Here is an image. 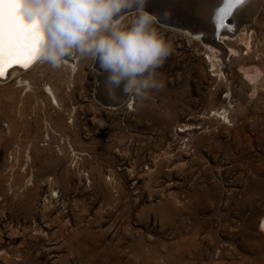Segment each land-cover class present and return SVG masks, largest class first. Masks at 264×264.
Segmentation results:
<instances>
[{"label":"rangeland","instance_id":"374dc122","mask_svg":"<svg viewBox=\"0 0 264 264\" xmlns=\"http://www.w3.org/2000/svg\"><path fill=\"white\" fill-rule=\"evenodd\" d=\"M253 24L211 60L157 22L147 98L103 103L78 55L0 81V264H264V0Z\"/></svg>","mask_w":264,"mask_h":264},{"label":"clouds","instance_id":"9594fccd","mask_svg":"<svg viewBox=\"0 0 264 264\" xmlns=\"http://www.w3.org/2000/svg\"><path fill=\"white\" fill-rule=\"evenodd\" d=\"M146 0H19L18 12L34 28V62L59 68L73 55L98 61L111 89L147 98L164 85L156 69L171 47L156 28L161 19L145 10ZM136 14L130 23L126 12ZM169 13L163 14V19Z\"/></svg>","mask_w":264,"mask_h":264},{"label":"bare ground","instance_id":"6f19581e","mask_svg":"<svg viewBox=\"0 0 264 264\" xmlns=\"http://www.w3.org/2000/svg\"><path fill=\"white\" fill-rule=\"evenodd\" d=\"M216 1L217 0H200L199 10L201 12H200V14L199 13H197V14L201 15V17L205 16V18L207 19L206 23H205V20H203L204 21V23H203V21L194 22V21H190L187 19L185 21H181V23H179V24L178 23L168 24L169 27H171V28L179 29L181 31H184L186 33L191 34L194 37L200 38L202 41H204L205 44H207L208 48H210V50H211L210 51V54H212L211 60H213L215 57L220 60L221 58H224L225 56H227L228 52L230 54V53H234L236 51V50H234L236 48L233 49L231 47L230 48L226 47V45H225L226 39H230V40L231 39H233V40L237 39L238 41H240L245 46L246 49H248V47H250L249 46V37H250L249 34L251 31V27L252 28L255 27V24H253V19L257 13L259 4L261 2V0H248L241 7L237 8L233 13L234 14L233 18H234V23H235L234 32H232V33L222 32L220 37L216 38V36H214V34H212V30H211L212 28L210 29L211 22L209 21V18H212V12H213V9L216 5ZM164 4L166 5L165 7H167V8H169V6L172 5V4H169V2L167 0H146V4L144 7H145L146 11L157 15V17L161 19L160 23L167 24V19L166 20L163 19L164 12L162 11V9H163L162 5H164ZM5 7H7V6H5ZM171 8H172V6H171ZM160 11H162V12L160 13ZM164 11H168V10H164ZM168 12H169V15H171V17H173L172 15L174 14V12L171 10ZM243 22H244V24H243ZM242 24L244 25L243 29H245V31H240L241 30L240 26ZM255 29H252V30H255ZM212 49H215V51H217V53H215ZM70 59H71V57L70 58L68 57L64 61L69 62L71 64H74L73 60L71 61ZM36 63L37 62L32 63L30 65L31 67L30 66L29 67L30 68H32V66L34 67V65ZM221 63H223V62H221ZM95 66L100 73L99 74V80H98V83L96 86V91H95L96 96L103 103L110 104V105L114 104L118 99L124 98L125 93L123 91V84H121L119 87L110 89L106 85V77L108 75L107 72H105L101 69L98 61L95 62ZM224 68H226V66H225V64L224 65L222 64L220 66L221 71H222V69L224 71ZM26 69L27 68L13 67L12 69H10L8 71L6 78H9V77H11V76H13L19 72L21 73V71H24ZM3 80H5V79L0 78L1 82H3ZM113 89H114V101H112L110 99V96H109L110 94H112ZM50 92H51V89H50ZM53 102H54V100H53ZM261 226L264 228V218L262 219Z\"/></svg>","mask_w":264,"mask_h":264},{"label":"snow or ice","instance_id":"6c2138e0","mask_svg":"<svg viewBox=\"0 0 264 264\" xmlns=\"http://www.w3.org/2000/svg\"><path fill=\"white\" fill-rule=\"evenodd\" d=\"M227 5L218 10L217 26H222L234 6L243 5L246 0H224ZM19 0H0V77L6 68L19 65L28 68L34 61L35 31L25 25L18 12ZM7 6V7H5Z\"/></svg>","mask_w":264,"mask_h":264},{"label":"water","instance_id":"95a60500","mask_svg":"<svg viewBox=\"0 0 264 264\" xmlns=\"http://www.w3.org/2000/svg\"><path fill=\"white\" fill-rule=\"evenodd\" d=\"M168 2H171L170 4V7L172 6L171 8V11L174 12V15H172L173 17H171V15H168V18H167V23L168 24H175V23H181V21H185V20H190V21H194V22H201L203 20H205V23H206V18L205 16L204 17H201V15H198L197 13L200 14V10H199V5H200V0H188L191 2V6H193V9L194 11L193 12H186V11H183L182 9H180L177 4H175V0H167ZM248 0H246L247 2ZM166 5H162L163 9L162 11L165 13H169L168 10L169 8L165 7ZM242 5H238V6H234L232 9H231V14L230 15H227L224 22H223V25L222 26H217V22H216V16H217V13H218V10L222 7L226 8L227 5L224 3V0H217L216 1V5L213 9V12H212V18H209V21L211 22V25H210V29L212 30V34H214V36H216V38H219L220 35L222 34V32H227V33H232L234 32L235 30V23H234V18H233V13L234 11L241 7ZM164 10H168V11H164ZM160 11V13L162 12ZM204 23V21H203ZM206 26V25H205ZM34 63V61H33ZM13 67H19V68H24L22 66H19V65H13L12 67H8L7 65H5V68H6V72L5 74L0 77L2 79H6L7 77V74H8V71L10 69H12Z\"/></svg>","mask_w":264,"mask_h":264}]
</instances>
